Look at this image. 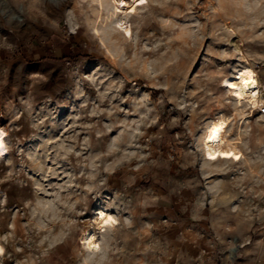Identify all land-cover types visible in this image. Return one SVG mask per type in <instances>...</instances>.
<instances>
[{"label": "rangeland", "instance_id": "obj_1", "mask_svg": "<svg viewBox=\"0 0 264 264\" xmlns=\"http://www.w3.org/2000/svg\"><path fill=\"white\" fill-rule=\"evenodd\" d=\"M248 61L264 84V0H0V264H161L109 189L208 163L230 218L196 264H264V116L228 91ZM222 113L238 162L201 140Z\"/></svg>", "mask_w": 264, "mask_h": 264}, {"label": "crops", "instance_id": "obj_2", "mask_svg": "<svg viewBox=\"0 0 264 264\" xmlns=\"http://www.w3.org/2000/svg\"><path fill=\"white\" fill-rule=\"evenodd\" d=\"M208 164L200 169L199 183L182 181L181 177L177 181H153L137 193L126 185L111 186L109 192L115 193L127 214L118 216L120 224H135L137 231L143 232V241L150 240L142 246L146 249H141V254L154 256L161 252V264H177L180 259L196 264L206 258L210 249L206 233L216 229L220 218H230L226 214L221 216L220 209L210 203L211 196L221 187L220 182L212 179Z\"/></svg>", "mask_w": 264, "mask_h": 264}, {"label": "bare ground", "instance_id": "obj_3", "mask_svg": "<svg viewBox=\"0 0 264 264\" xmlns=\"http://www.w3.org/2000/svg\"><path fill=\"white\" fill-rule=\"evenodd\" d=\"M242 44L241 38L233 42V45L237 49L236 51L239 50L240 52H243ZM228 91L234 98V115L242 111L247 105L248 107L251 105L252 111L260 106H264V84L258 72L249 61L248 64L246 63V65L241 66L237 73L233 75ZM247 118L248 116H244V121ZM231 121V117L224 113L218 115L207 125L201 140L205 148L211 151L212 154L217 155V157H228V159L238 162L243 157L245 158V156L240 147V143L242 142L241 133L236 137L229 133ZM246 122L248 123L249 121ZM244 125H241V131ZM3 143L4 135L0 130V154L5 149L3 148ZM81 239L84 248L89 253L93 254L101 251L102 245L98 230L86 229Z\"/></svg>", "mask_w": 264, "mask_h": 264}, {"label": "built area", "instance_id": "obj_4", "mask_svg": "<svg viewBox=\"0 0 264 264\" xmlns=\"http://www.w3.org/2000/svg\"><path fill=\"white\" fill-rule=\"evenodd\" d=\"M258 111H259V113H260L261 116H264V106L258 107Z\"/></svg>", "mask_w": 264, "mask_h": 264}]
</instances>
